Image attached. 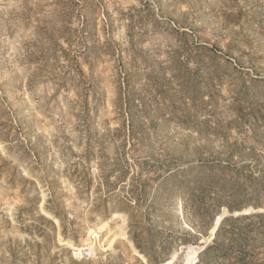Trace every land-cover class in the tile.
Wrapping results in <instances>:
<instances>
[{"label":"rangeland","instance_id":"1","mask_svg":"<svg viewBox=\"0 0 264 264\" xmlns=\"http://www.w3.org/2000/svg\"><path fill=\"white\" fill-rule=\"evenodd\" d=\"M72 1L0 0V264H199L226 209L193 236L164 180L232 145L264 156V0Z\"/></svg>","mask_w":264,"mask_h":264},{"label":"trees","instance_id":"2","mask_svg":"<svg viewBox=\"0 0 264 264\" xmlns=\"http://www.w3.org/2000/svg\"><path fill=\"white\" fill-rule=\"evenodd\" d=\"M72 6H78L73 0ZM79 8L83 9L81 6ZM85 23V22H84ZM82 27L84 24L82 23ZM128 79V78H127ZM123 87H129V81L122 82ZM127 95L129 92L126 93ZM132 94V93H130ZM133 95V94H132ZM81 109V105H79ZM257 121V120H256ZM233 131L248 137L249 129L244 126L250 123L249 115L240 112L234 114ZM219 128V127H218ZM207 131L216 135L227 137L229 131L226 129L219 130L216 127H207ZM126 137H131V130L126 131ZM257 134L258 132L255 131ZM210 134V133H209ZM201 135V134H200ZM89 140V137H86ZM235 144V143H234ZM225 158L210 155L204 160L192 161L191 166L183 174L182 179H176V174L167 177L164 181L171 180L174 186L182 187L186 191L187 203L184 205V214L189 210L196 212L202 218L200 227L192 226L190 229L193 236L196 232L203 234L215 225V216L221 215V208L224 206L226 215L221 217L215 230L211 243L204 246L203 250L198 254L199 264H208V262L217 261L230 254L238 255V261L235 264H264V213L254 212L252 214L243 213L240 216L233 217L234 213H242L243 209L251 207L254 211L264 208V156L255 148L240 144L232 145ZM127 174V172H126ZM99 184L104 185L106 192L108 186L109 174L101 173ZM139 174L131 179L128 186L127 200L128 203L139 206L144 195V181L138 179ZM124 174L117 178L118 183H122ZM115 189L113 188V191ZM214 193V197L209 195ZM251 199L255 201V205L248 206L247 200H241L233 205L225 204L216 197H226L235 200L237 197ZM214 198L216 201H214ZM213 201V204L209 202ZM221 203H224L221 204ZM213 208V212L210 209ZM257 221L254 222L253 220Z\"/></svg>","mask_w":264,"mask_h":264},{"label":"water","instance_id":"3","mask_svg":"<svg viewBox=\"0 0 264 264\" xmlns=\"http://www.w3.org/2000/svg\"><path fill=\"white\" fill-rule=\"evenodd\" d=\"M220 220H221V219H220ZM220 220H219V221H220ZM219 221L217 222V225H216V227H215V230H216V228H217V226H218Z\"/></svg>","mask_w":264,"mask_h":264}]
</instances>
